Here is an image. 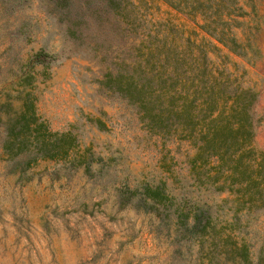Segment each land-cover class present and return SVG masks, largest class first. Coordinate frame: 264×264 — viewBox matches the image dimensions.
Listing matches in <instances>:
<instances>
[{
    "label": "rangeland",
    "instance_id": "1",
    "mask_svg": "<svg viewBox=\"0 0 264 264\" xmlns=\"http://www.w3.org/2000/svg\"><path fill=\"white\" fill-rule=\"evenodd\" d=\"M110 1L71 0L56 12L51 0H0V264H199V246L176 241L170 219L121 198L126 185L161 180L175 199L212 205L264 262V208L235 215L228 193L199 186L188 141L152 134L128 99L101 84L107 73L130 72L134 31L164 30L182 47L186 37L208 36L162 0H125L120 14ZM246 3L248 56L218 45L209 66L256 91L254 147L264 151V0ZM70 14L81 21L78 40L67 30ZM39 49L56 58L27 67ZM26 92L43 128L76 135L68 157L25 152L9 161L2 151ZM85 157L90 169L77 164Z\"/></svg>",
    "mask_w": 264,
    "mask_h": 264
},
{
    "label": "trees",
    "instance_id": "2",
    "mask_svg": "<svg viewBox=\"0 0 264 264\" xmlns=\"http://www.w3.org/2000/svg\"><path fill=\"white\" fill-rule=\"evenodd\" d=\"M51 1L56 12L63 4L68 7L71 3ZM124 1H110L117 14ZM162 1L189 17L209 39L202 37L195 42L186 37L182 47L168 41L164 30L134 31L130 72L119 70L113 76L107 73L101 84L128 99L152 134H176L188 141L195 149L189 163L199 186L208 183L218 193H228L224 200L232 201L235 215L243 210H261L264 151L254 147L256 120L252 108L257 93L250 87L232 85L222 70H212L208 56L209 51L220 50L218 45L241 57L248 56L249 45L241 35L246 29L243 18L248 15L244 7L248 0ZM67 19L69 35L78 40L81 21L72 14ZM55 58L56 54L39 49L26 66L44 65ZM29 96V92L24 93L21 106L6 128L2 151L9 161L25 152L33 153V160L68 157L78 147L76 135L70 130L59 133L43 128ZM80 163L91 168L87 157ZM121 198H132V203L162 215L161 220L170 219L176 241L196 242L199 246V264H264L246 239L234 234L235 228L227 229L226 224L219 223L212 205L184 197L175 199L162 180L126 185Z\"/></svg>",
    "mask_w": 264,
    "mask_h": 264
}]
</instances>
